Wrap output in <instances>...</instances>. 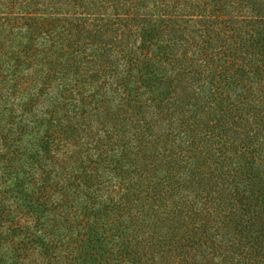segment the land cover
I'll list each match as a JSON object with an SVG mask.
<instances>
[{
  "label": "trees",
  "instance_id": "trees-1",
  "mask_svg": "<svg viewBox=\"0 0 264 264\" xmlns=\"http://www.w3.org/2000/svg\"><path fill=\"white\" fill-rule=\"evenodd\" d=\"M5 242L0 264H264V0H0Z\"/></svg>",
  "mask_w": 264,
  "mask_h": 264
},
{
  "label": "rangeland",
  "instance_id": "rangeland-1",
  "mask_svg": "<svg viewBox=\"0 0 264 264\" xmlns=\"http://www.w3.org/2000/svg\"><path fill=\"white\" fill-rule=\"evenodd\" d=\"M49 2V1H48ZM142 13V12H141ZM149 17V16H148ZM90 20H88V22H89ZM87 24V23H86ZM43 37H46L45 35L43 36ZM25 40H29V37L27 36L26 38H24ZM41 38H39V39H37V42H38V40H40ZM130 41H132V40H130ZM135 47V46H134ZM89 50H90V48L89 47H87L86 48V50H85V53H83V55H84V57H83V61L84 62H86L87 60H88V58H90V57H87V59H86V57H85V54L86 53H88L89 52ZM138 52V51H137ZM148 56H151V51L148 53ZM87 64H89V62L87 63ZM124 73V72H123ZM17 74L19 75V76H22V75H28V71H27V69L25 68V67H20L19 66V68H18V70H17ZM16 74V75H17ZM115 74H116V71L115 72H113V74L110 76V78H109V80L110 81H113L114 80V77H115ZM19 76H17V77H19ZM114 82V81H113ZM14 213H16L17 215L16 216H14V218H15V220H19V222L21 223V225L22 226H24V225H26L27 223L29 224L30 223V216H31V212H29V213H27V214H24L22 211H19V212H14ZM10 219H11V217L8 219V221H7V223H9V221H10ZM21 237V234H19V232H18V230H16L15 231V234H14V232H13V238H15L14 239V241L15 242H18V240L17 239H19ZM12 238V233H11V237H10V239ZM4 245H8L7 244V242H5V243H3V244H0V252H2V251H5V247L6 246H4ZM4 246V248H2ZM13 246H11V245H9V249H11ZM9 252V251H8Z\"/></svg>",
  "mask_w": 264,
  "mask_h": 264
}]
</instances>
